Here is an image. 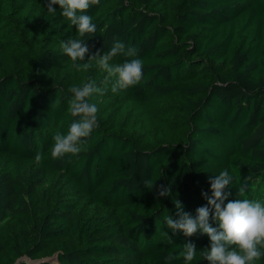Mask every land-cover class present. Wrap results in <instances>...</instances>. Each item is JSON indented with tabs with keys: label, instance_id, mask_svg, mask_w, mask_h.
Instances as JSON below:
<instances>
[{
	"label": "trees",
	"instance_id": "1",
	"mask_svg": "<svg viewBox=\"0 0 264 264\" xmlns=\"http://www.w3.org/2000/svg\"><path fill=\"white\" fill-rule=\"evenodd\" d=\"M47 2L0 0V264H184L187 242L192 264H209V237L164 217L179 218L174 200L195 216L225 169V204L264 202V0H100L89 56L119 40L137 56L110 63L143 61L141 82L116 93L95 60L77 70L63 53L77 33ZM89 80L98 127L78 156L53 159L76 119L68 89Z\"/></svg>",
	"mask_w": 264,
	"mask_h": 264
},
{
	"label": "clouds",
	"instance_id": "2",
	"mask_svg": "<svg viewBox=\"0 0 264 264\" xmlns=\"http://www.w3.org/2000/svg\"><path fill=\"white\" fill-rule=\"evenodd\" d=\"M100 4V0H48L45 7L49 15H55L58 5L62 17L69 21V27H74L77 33L75 39L61 41V49L73 63L77 70L86 71L91 67L90 61L95 60L97 66L107 73L105 83L111 77H116L111 91L116 93L138 85L143 78V61L141 59L125 60L120 64L110 63L119 56L135 57L137 49L126 47L119 40L112 47L101 54L99 50L89 56L87 40L93 37L97 31V25L92 17L87 14L91 6ZM87 37V39H85ZM87 57V59H86ZM88 61L85 63H78ZM101 90L95 86V82L89 80L82 86H71L68 112L76 119L70 124L67 133H56L53 137V145L50 149L53 159H62L66 155L78 156L85 150L87 139L98 127V108L90 102V97ZM44 159L42 153L37 152L35 161L37 164ZM234 182V176L227 169L219 175L209 177L211 196L202 195L207 204L196 209V215L183 210L179 200H174L177 208L178 219L168 215L164 217L166 226L173 232L181 231L186 237H191L197 232L206 234L210 239V248L199 251L202 259L209 264H253L254 261L264 258V202L251 199H236L228 201L225 189ZM148 188L154 184L148 180L144 182ZM239 195H243L245 188L238 187ZM171 195V187L161 185L158 191L159 197ZM210 216L218 227L210 223ZM184 264H192L196 259L197 248L192 242L183 245L180 252ZM170 262L175 257L169 253L165 258Z\"/></svg>",
	"mask_w": 264,
	"mask_h": 264
},
{
	"label": "water",
	"instance_id": "3",
	"mask_svg": "<svg viewBox=\"0 0 264 264\" xmlns=\"http://www.w3.org/2000/svg\"><path fill=\"white\" fill-rule=\"evenodd\" d=\"M54 259H55V258H50L49 261L54 262Z\"/></svg>",
	"mask_w": 264,
	"mask_h": 264
},
{
	"label": "rangeland",
	"instance_id": "4",
	"mask_svg": "<svg viewBox=\"0 0 264 264\" xmlns=\"http://www.w3.org/2000/svg\"><path fill=\"white\" fill-rule=\"evenodd\" d=\"M54 262H56V259H54Z\"/></svg>",
	"mask_w": 264,
	"mask_h": 264
}]
</instances>
